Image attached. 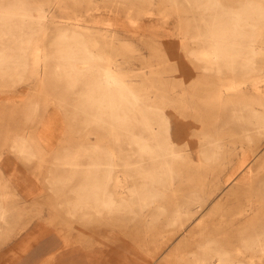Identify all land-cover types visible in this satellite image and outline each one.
Returning a JSON list of instances; mask_svg holds the SVG:
<instances>
[{"label":"rangeland","instance_id":"obj_1","mask_svg":"<svg viewBox=\"0 0 264 264\" xmlns=\"http://www.w3.org/2000/svg\"><path fill=\"white\" fill-rule=\"evenodd\" d=\"M23 1L45 17L22 25L31 27L23 67L0 70V264H264V126L235 117L264 112V26L250 70L241 57L203 70L191 54L204 13L247 0L209 9L194 0ZM73 31L135 100L170 117L171 170L144 202L136 190L163 160L140 152L136 104L126 127L81 108L85 86L67 87L56 45ZM14 42L4 35L0 47ZM92 160L107 176L109 205L79 196Z\"/></svg>","mask_w":264,"mask_h":264},{"label":"bare ground","instance_id":"obj_2","mask_svg":"<svg viewBox=\"0 0 264 264\" xmlns=\"http://www.w3.org/2000/svg\"><path fill=\"white\" fill-rule=\"evenodd\" d=\"M194 1L208 9L215 4V0ZM46 3L48 4L47 1ZM204 14L201 25L199 28L196 27L195 33L190 36L199 43V49L192 51L191 54L201 68L216 71L220 68L222 61H228L227 65L233 68L236 66L237 58L241 57V67L247 70L252 69L254 54L257 52L254 41L259 26H264V0H247L236 8H218ZM44 17L41 10L33 14L31 6L23 0L0 4V38L7 35L15 40L13 45L0 47L1 71L12 69L13 63L18 68L23 67L27 56L26 47L29 46V43L23 39H28L25 31L31 27L22 25L32 20L40 21ZM56 45L63 62L66 85L72 87L78 80L83 81L85 88L80 96L81 108L85 111L89 110L88 114L94 121L126 127L127 112L130 106L136 104L137 123L142 125L140 132H136V143L140 152L145 153L152 160H163L160 171L148 174L143 186L136 190V200L144 202L155 197L156 183H159L163 175L171 170L168 157L172 152L164 140L170 132V117L159 109L143 105L137 93L135 100L133 93L121 77L98 63L97 60H90L91 58L100 59V56L87 47L76 31L59 34ZM77 62L82 65L78 67ZM83 73H85L84 77ZM259 81L258 77H254L249 82L251 92L254 90L257 94L260 88ZM232 86H234L233 83ZM228 87L230 88L231 85ZM242 109L244 110L237 112L235 117L241 118L246 128L260 129L264 126L262 110L250 107ZM150 137L154 139V142L150 141ZM19 151L29 154V149L24 144L19 146ZM200 151L201 156L206 159L212 158L215 154V148H203ZM101 165L102 163L97 160L89 163L87 181L80 186L78 192L80 197L109 205L112 199L107 190V176L100 175L98 171ZM218 260L217 264H227L222 256H219Z\"/></svg>","mask_w":264,"mask_h":264}]
</instances>
